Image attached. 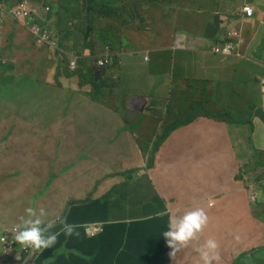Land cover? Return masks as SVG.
Instances as JSON below:
<instances>
[{
    "label": "crops",
    "instance_id": "1",
    "mask_svg": "<svg viewBox=\"0 0 264 264\" xmlns=\"http://www.w3.org/2000/svg\"><path fill=\"white\" fill-rule=\"evenodd\" d=\"M0 1L4 6L3 10H0V41L3 39L2 35L6 34V46L12 47L13 55H21L20 63L17 64H13L7 58H0V70L13 72L15 76L12 82V92L9 94L12 101L0 103V127L3 126L0 143L20 144L26 141L35 144L31 149V161L20 170L22 176L27 178L29 188L35 192H40L44 188L56 191L55 167L69 165L76 173L72 179L74 192L71 196L62 197L63 205H60V208L66 206L70 208L75 203L89 199L100 198L106 202L113 200L114 197L109 196L115 190L116 196L122 195L125 191L123 187L127 186V182L123 174L132 169L144 168L149 173L152 184L158 190V195L151 197L150 213L113 219V221L126 222L130 225L127 231L122 227L121 231L119 228L108 232L101 231L102 233L99 232L97 236L94 235L97 237L94 242L70 236L62 240L60 246L64 247L73 242L78 246V254L83 255L89 264H112V260L116 261V248L121 242V264H143L142 245L146 239L151 238V235L145 231L146 226L135 223L154 215L164 218H168L172 213L182 215L186 211L200 207L207 212V217L213 220L216 225L215 230L206 232L202 228L186 246L170 254L169 264H202L196 248L203 245L209 238L214 239L218 245L216 252L219 259L212 264H232V257L240 254L236 249L245 251L241 253H247L252 249L251 242L245 241V230L248 226L259 222L258 217L255 216L254 205L262 203L264 185L262 192H256L255 189L252 192L249 184L237 180L236 176L239 175L245 158L239 154L236 145L232 152L229 151L223 142L226 133L220 135L215 128L216 125L197 121L190 125H183L173 130L165 140H159L164 136L162 128L165 121H168L166 122L168 126L173 127L176 112L183 111L185 106L174 98L173 83L170 85L171 90L169 88L161 93L160 88H154L152 81L146 79L134 81L127 76V70H124L128 68L129 63H124L123 60V78L125 79L123 85L127 84L128 89L122 90L127 94L124 97L128 99L130 115L127 121L122 113L111 105L92 100L87 94L91 87H82L80 81L74 76L62 77L61 82L64 85L56 87L42 83L39 81L41 74L57 73L58 66H61V62L54 67L48 65L54 58L63 56L57 51L59 50L58 43L63 37L61 29L57 31L59 0H33L42 8V16L34 18L33 21L48 25L50 34L54 37L53 45L41 44L28 25L12 18L7 13L8 8L19 0ZM232 1L226 0L224 4H231ZM247 4L255 9V15L249 17L243 12L244 7L239 12L242 14L240 19L245 24L244 54L246 58L235 60L224 57L220 64L215 63L214 65L215 55H210V58L206 56L201 63L202 75L207 79L212 76L211 85L215 87L221 81L245 84L249 91L261 100L264 97V0H247ZM47 6H51L52 12H55L47 11ZM225 19L224 26L234 22L232 17H225ZM200 34H202L201 31ZM202 35V41L205 43L204 52H206L208 51L206 42H210L211 37ZM127 41L134 43L135 37L125 36L124 45H127ZM133 54L139 53L136 51L130 55ZM191 56L192 54L187 56L188 65ZM19 75H26L28 78L20 79ZM159 76L163 77V75ZM167 80L170 79L167 78ZM134 87L139 90L132 94L131 90ZM179 87H185V80H180ZM38 89H42L49 100L45 112L19 110L15 96L28 90L37 91ZM51 89L55 92L52 93ZM168 93L169 98L163 108L162 116L159 117L156 114L159 107L157 99H164ZM260 104L262 103H258V106ZM141 118L146 120L143 126H140ZM152 119H156L158 125L152 126ZM89 135H94L93 144L86 139ZM133 135L137 140L139 139V143L132 147L130 141ZM142 142H148V144H142ZM155 142H160L159 147L155 153L153 165L147 168V160L151 156L147 157V155L155 149H153ZM259 143L262 142L259 141ZM243 148L247 155L252 156L254 153L247 144ZM260 148L258 150L264 151L262 147ZM79 159L82 161L79 162ZM57 160L60 162L58 165ZM217 172L223 173L220 183L216 181L215 173ZM114 175L121 177L117 181L110 180L109 178ZM127 175L132 176L130 172H127ZM200 177L206 179L200 180ZM261 178L264 180V174ZM69 180L70 176L65 184ZM214 184L220 185V188ZM61 191V189L58 190L53 198L61 194ZM252 193L260 195L259 201L254 205L250 203L251 200L249 201ZM32 195L28 189H25L23 202L14 200H9V202L0 192V232L14 224L7 214L11 203L14 209H17L19 217L24 215V210L30 206ZM147 206L148 204H145V207ZM57 216L58 213L57 215L55 213L52 217L43 215L41 218L43 228L48 222L52 225L47 228L45 235L60 231V226L63 224L54 222ZM263 221L264 216L258 226L264 223ZM261 231L264 232L263 229ZM256 240L258 241L257 246L264 245V237ZM223 254L227 255L222 256ZM23 258L30 260L33 257L21 254L15 260L10 261L11 263L4 262L1 257L0 263L24 264L19 261ZM29 264H36L34 258ZM63 264H87V262L78 263L70 258ZM145 264L155 263L147 261Z\"/></svg>",
    "mask_w": 264,
    "mask_h": 264
},
{
    "label": "rangeland",
    "instance_id": "2",
    "mask_svg": "<svg viewBox=\"0 0 264 264\" xmlns=\"http://www.w3.org/2000/svg\"><path fill=\"white\" fill-rule=\"evenodd\" d=\"M130 1L132 0H119L116 2L117 6L114 4L119 14L123 12L124 15L131 20L129 26H127L124 18H104L98 21L100 24L98 32L95 31L92 35V43L96 49L94 55L106 54L107 52L110 55H116V57L121 61L123 60L124 63H129L128 68H124V70H127L126 74L128 77L134 81L138 79L152 81L154 88H160L161 93L167 91L169 88L171 90L170 85L172 83L176 84L174 94L175 96L179 95V98L183 99L185 108L181 112H176L174 117L175 125L173 127L168 126L166 124L168 121H165L162 128L164 136L159 138V140H165L173 130L183 125L193 124L197 121L212 126L216 125L215 128L220 135L226 133L223 142L229 151L232 152L236 145L239 154L245 158V163L241 165L238 174L240 175V173L243 172L244 169H242V167L244 165H248L251 169V172L243 176V180L241 181L245 180L244 182L251 186L252 192L254 189L256 192H262L264 180L261 177L264 170V153L259 154L257 158H253V156L247 155L243 146L245 144L249 145L253 152L255 149H261L260 147L264 149V97L260 100V97L252 94L245 84L241 85L237 82L234 84L231 83V81H221L218 83L217 87L211 85L208 95H205V93L208 92L206 91L208 89V80H213V77L210 76L209 79H207L202 75L201 63L205 60L206 56L210 58V55H215L213 64H220L224 58V54L214 53L211 49L204 52L205 43L202 41L203 35L200 34V31L196 28H198L197 22L206 15L210 8H214L217 5V0H158V2L154 4H151L153 1L149 2L148 0H133L136 7H138L136 15L133 13ZM63 2L67 6L72 3L70 10L71 16L77 12L78 0H63ZM224 2H226V0H218L216 9L220 10ZM7 13L10 14V9L7 10ZM19 21L26 23L28 19H20ZM58 30H60V28L57 26V31ZM179 30L183 31V35L174 42L176 33ZM33 31L38 35L39 27H33ZM103 34L109 37V43L104 44L101 41ZM6 36V34L2 35L3 39L0 41V58H7L12 61L13 64L20 63L21 55H13L12 47L6 46ZM125 36L128 38L135 37V42L127 41V45L121 44L122 37L124 39ZM62 39L63 45L66 48L63 49V51L71 54V61L77 59L82 62L83 59L88 58L81 54V52H83V47H77L73 37L65 39L62 37L61 40ZM182 47L188 49L192 48L194 50L190 51L192 53L190 64L188 65V61L181 62V69L177 72L173 69L177 58V52H175L174 49ZM136 51H138L139 54L130 55ZM1 54L5 55L2 56ZM185 55L190 56L191 54ZM243 57H246V55L243 54ZM129 59L130 61H128ZM60 62L61 57H57L51 60L48 65L49 67H54ZM216 67L219 68L218 65H216ZM220 70L222 69L220 68ZM57 73L41 74L39 81L54 87L57 85H64V83L61 82L63 76L60 77L59 82L57 81ZM116 75L119 76L120 73L115 72L114 77ZM159 75H163V77ZM14 77L13 72L0 70V103L12 101L9 94L12 92ZM18 78L26 79L28 76L19 75ZM167 78L170 80H167ZM124 80L125 79L121 77V80L118 81V87L115 88V92L119 96L118 99L124 98L126 95L125 92H122V89H128L127 84L123 85ZM180 80H186L189 84L194 86H187L185 82V87L187 89L183 91L179 87ZM138 90L137 87H134L131 93H137ZM51 92L53 93L55 90L51 89ZM169 93L165 95L164 99H157L159 107L156 114L159 117L163 114V108L167 98H169ZM207 98L208 101L206 103L215 99L218 102L211 104L208 111L200 108L202 107V105H200L198 106L199 109L193 113V106L200 102L201 99ZM15 99L18 103L19 110H34L39 113L45 112L49 103L42 89H38L37 91L28 90L27 92L19 93L15 96ZM260 102L262 104L258 106ZM145 123L146 120L141 118L140 126H143ZM155 125H158V123L156 119H152V126ZM2 129L3 126L0 127V139L3 136ZM93 137L94 135H89L86 139L90 140L93 144ZM250 137L252 139L251 141ZM153 140H155V138ZM259 141L262 143H259ZM130 142H132L133 147L138 145L139 139L137 140L133 135ZM143 143L148 144V142H142V144ZM159 143L160 142H155L153 144V149L156 148ZM34 145L33 142L29 143L26 141L20 144L15 142H9L7 144L0 143V192L5 195L4 198L7 201L14 200L16 202H23L25 200V189H28V192L30 191V193L33 194L32 199H30L29 207L34 209L35 215L40 216V210L43 209V215L45 216L52 217L55 213L56 215L58 213L54 222L59 219L60 221H64L70 208L69 206L60 208L59 206L63 205L61 201L62 197L73 195L72 179L76 173L74 168L69 165L55 167L54 179L56 191L50 188L46 190L44 188L40 192L31 190L27 178L22 176L20 170L25 168L31 161V149ZM148 156L149 154L147 157ZM78 161L81 162L82 159ZM59 163V160H57V165ZM122 172H124V170H122ZM127 172H130L132 176H128ZM127 172L123 174L127 182V186L123 187L125 190L123 194L116 196L115 190L113 194L109 196L114 198L107 202L106 213L100 219L89 222L88 225L100 226L102 230L104 227L105 230L107 224L104 221L105 219L110 222H121L113 221V219L121 216L145 215L150 213L151 209L149 204L151 197L157 196L158 190L156 186L152 184L149 173L144 168L140 170L132 169ZM206 173L209 176L207 170ZM258 174L261 176H257ZM215 175L216 181L220 183L223 179V173L217 172ZM69 176L70 180L65 184ZM120 177L121 176L114 175L109 179L117 181ZM205 179V177H200V180ZM261 181H263V183ZM214 185L220 188V185ZM60 189L62 190L61 194L53 198ZM42 192L44 193L41 196ZM259 193L254 195H259ZM262 196L264 197V195ZM218 200L221 201L220 199ZM250 203L252 204V201H250ZM145 204H148V206L145 207ZM254 212L255 216L258 217V223H260L264 216V198L261 204L254 205ZM205 213L207 214L206 211ZM7 214L10 216V220L14 221V224L18 221L17 209H14L12 203L11 207L7 209ZM43 215L40 218H42ZM96 222H102L104 225ZM258 223L248 226L245 230V241L247 243L251 242L252 249L248 250L247 253H241L245 251L236 249L240 254L232 257V264H264V245L257 246L258 241L256 240L257 238L264 237V232L261 231V229L264 230V223H261L260 226H258ZM215 226L213 220L208 218L207 224L202 226V228H204L206 232H213ZM104 230L102 232H105ZM98 232L99 231L95 234ZM1 233L2 232H0V234ZM96 236H93V238H97ZM116 249L119 251H116V261L112 260V264H121V259H118L119 255H121V242ZM226 255L227 254H223L222 256ZM36 256V253H34V257ZM144 257L146 256L144 255ZM32 259L23 258L19 261L24 264H29ZM41 264L49 263L42 262Z\"/></svg>",
    "mask_w": 264,
    "mask_h": 264
},
{
    "label": "trees",
    "instance_id": "3",
    "mask_svg": "<svg viewBox=\"0 0 264 264\" xmlns=\"http://www.w3.org/2000/svg\"><path fill=\"white\" fill-rule=\"evenodd\" d=\"M32 3H35L33 0H29ZM78 10L76 13L70 14L71 10V4L66 5L64 4L63 0H59L58 3V23L57 26L61 29L63 33V38H72L75 39V44L77 47H83V53L85 54L86 47H90L91 54L87 55V59H83L82 62H80V68L77 70V72H72L70 69L71 62L69 60V57L71 54L68 52H64L62 49H66L63 45V39L59 41L58 43V52L62 53L61 57V66H58L57 69V81H60L61 76H71L77 75L80 78V82L82 85L90 84L91 90L88 92L90 97L99 103H106L118 110H124V103L123 99H118V94L115 92V88L118 87V81L121 80V69L122 64L120 63L119 59L114 56L113 62L107 66L105 69L100 68L96 64V59L94 55V51L96 50L93 43H92V35L93 32H98V27L100 24L98 23L99 20H102L104 18H113V19H120L124 18V21L127 23V26L131 24V20L122 14H119L117 12V9L114 4L118 2L119 0H78ZM127 1V0H126ZM149 2L153 1L158 2V0H148ZM130 4L133 9L134 15L137 14V8L134 1H130ZM67 6V7H66ZM117 6V4H116ZM66 7V8H65ZM49 8V9H48ZM65 8V9H64ZM64 9V10H63ZM47 11L52 12L51 6H47ZM55 12V11H53ZM52 12V13H53ZM49 18V16H48ZM78 18H82L79 20ZM45 24V23H44ZM198 30L201 31L204 35H210L215 41L220 37H217L214 22L212 19H209L208 16H204L202 19H200L197 22ZM182 30V29H180ZM178 31L176 33V37L174 38V42L180 38L183 35V31ZM91 33V34H90ZM91 38V39H90ZM90 40V43H89ZM101 41L105 43H109L110 39L106 34H103V37L101 38ZM121 44H124L123 37ZM211 44H215L213 42H206V46L208 50L211 49ZM120 45V44H118ZM175 52H177L176 56V62L174 64V71H179L181 69V62L187 61V55L185 54H192L190 51H187L185 48H177L174 49ZM57 52V54H58ZM119 72V76L114 77V73ZM123 73V71H122ZM187 86H190L192 84H189L188 81H186ZM211 82L208 81V89L205 93V95H208L210 88H211ZM174 86V98L183 104V99L179 98L178 96H175V88L176 84ZM194 86V85H192ZM183 91H185L186 87H180ZM191 89V88H188ZM193 90V89H192ZM118 101V102H117ZM207 99H201L200 102H198L195 106H193V113L197 111L198 106L202 105L204 110L208 111L211 104H214V102H218L216 99L212 100L208 103ZM117 103V104H116ZM264 120V116H263ZM251 122V121H250ZM250 137V141H251ZM158 146L153 150L149 152V159L148 166H152L154 163V154L157 150ZM264 151H260L258 149L254 150V153L252 154L253 158H257L259 154H263ZM248 165H244L242 167L243 172L240 173V175L236 176L237 180H243V176L249 174L251 172V169L248 167ZM264 174V172H263ZM245 181V180H244ZM107 211V202L103 199L97 198V199H89L85 200L83 202H78L73 204L68 213L65 217L64 221H60V224H63V226H60L59 234L56 237V242L48 248H44L41 253H39L36 258L35 262L36 264H41L42 262H48L49 264H63L65 261L75 260L78 263L80 261H85L87 264H89L88 260L81 255L78 254L77 248L78 246L74 244L73 242H70L66 246L62 247L61 241L66 239L67 237H77L82 240H90L91 242L97 240V238L88 237V235L85 232L84 225L87 224V222L96 221L100 219ZM107 224L105 226V230L103 227V230L105 232L116 230L119 228L121 231V227L127 231L129 226L126 222H110L107 219L104 220ZM166 221V222H165ZM86 222V223H85ZM167 223L168 218H164L163 216H152L150 218H147L143 221H138L135 224L146 226L147 229H145L146 232L150 233L151 238H148L144 241L142 248L143 253L146 257L143 255V260L145 264L147 261L155 264H169V253H170V247L166 244V239H170L167 237H164L162 235V232L167 230ZM74 225L73 228V234L71 235H65L63 228L67 225ZM104 225V223H103ZM9 228H12V226H9ZM48 235V233L46 234ZM65 250L62 252V250ZM118 252L119 250L116 249ZM163 256V257H162ZM62 259H64L62 261ZM119 260L121 259V255H119Z\"/></svg>",
    "mask_w": 264,
    "mask_h": 264
},
{
    "label": "clouds",
    "instance_id": "4",
    "mask_svg": "<svg viewBox=\"0 0 264 264\" xmlns=\"http://www.w3.org/2000/svg\"><path fill=\"white\" fill-rule=\"evenodd\" d=\"M20 1H23V0H19L17 1V3ZM32 4H34L35 7H39V5L36 3H32ZM246 4H247V0H242V1L233 0L231 4H223L221 9L217 10L216 9V6L218 5V0H217V5L214 8H210L208 10V12L206 13V16H208L209 19L213 20L217 37L218 36L220 37V40L218 38L215 41L210 36L211 37L210 42L215 43L213 45L211 44L212 52L218 53V54H224L225 58H231L235 60L246 58V57H243L244 44L246 41L245 24H244V21L240 19V17H242V14L239 12L244 7L242 10L249 17H253L255 15V9L250 4H247V5ZM3 7H4L3 2L0 1V10L1 9L3 10ZM12 7L8 8V10L10 9V14H11ZM38 9H39L38 13H35L31 16H28L22 19H28V22H26L25 24L28 25L32 30H33V27L35 26L39 27V34L37 35V37L41 44L53 45L54 42L52 41V39H54V37L50 34L48 25L33 21L34 18L38 16H42V8L39 7ZM11 16L12 18L18 21L20 20V19L15 18L12 14ZM225 17L226 18L232 17L234 19V22L229 25L224 26L226 22ZM78 19L81 20L82 18H78ZM44 34L48 35L46 39H44ZM86 48L88 49L85 50V54L83 53L84 56L91 54L90 47H86ZM182 48H186V47H182ZM114 56L115 55H110L108 52L106 54H100V55L96 54L95 55L96 64L100 68L104 69L113 62ZM71 58L72 56L70 55V58H69L70 61H71ZM119 61L122 64V61L120 59ZM80 62L78 63L77 59L72 60L71 65H70V68H71L70 70L72 72H77V70H79L80 68ZM122 71H123V67L121 69V75L123 78ZM72 76H74L80 81L79 76L77 77V75H73V73L71 74V76H67V77H72ZM80 85L82 87H91L90 84L82 85L81 82H80ZM90 90L91 89H89V91ZM122 92L124 91L122 90ZM263 92H264V89H263ZM122 99L124 103V110L123 111L118 110L116 109V107L115 109L118 112L122 113V116H124L127 121L128 120L127 118L130 117L129 109H128V99L126 97ZM154 159H155V154H154ZM148 167L149 166H148V161H147V168ZM250 200L252 201L253 204H256L259 201V195L255 196L252 193ZM24 212L25 214L19 216L18 222H16L12 226L11 240L16 242V244L20 245L21 247H29L33 250L38 251L36 252V255H38L39 253H41V251H43L44 248L51 247L56 242V237L59 233L54 232L52 234L45 235V233L47 232V228H50L52 226L51 222H48L45 228L39 227V225L42 226L41 223L43 222L40 218L43 215V209L40 210V216L35 215L34 209L32 207L26 208ZM207 221H208L207 214L200 207H195V210L186 211L182 215H176L175 213L169 214L167 230L162 232V235L164 237L170 238V239H166V244L170 247L169 254H174L179 248L186 246L188 242L191 239H194L196 237V234L201 231L202 226L207 224ZM56 222L59 223L60 219ZM96 223H102V222H96ZM86 226H88V222L87 224L84 225L85 232H86ZM7 228L8 227L4 228L1 232L6 230ZM73 228H74V225L72 224L65 226L63 228L65 235L67 236V235L73 234ZM1 234H0V244H4L7 237ZM86 234L89 236L96 235V234L91 235L87 232ZM176 242H179V243L176 244ZM217 247H218L217 242L214 239L209 238L204 242L203 245H200L199 247L196 248V251L199 253V258L202 261V264H212V262L217 261L219 259L218 253L216 252ZM3 251L4 249H0V252H3ZM27 256H32L34 258V263H35L36 257H34V254L27 255ZM169 261H170V255H169Z\"/></svg>",
    "mask_w": 264,
    "mask_h": 264
},
{
    "label": "built area",
    "instance_id": "5",
    "mask_svg": "<svg viewBox=\"0 0 264 264\" xmlns=\"http://www.w3.org/2000/svg\"><path fill=\"white\" fill-rule=\"evenodd\" d=\"M39 7H35L32 2L29 0H23L15 4L11 9V14L17 18L22 19L28 16H31L35 13L39 12ZM49 9V8H48ZM48 37L47 34H44V39ZM40 228H43L41 225H39ZM102 230L100 226L96 225H88L86 226V232L94 235L97 231ZM12 228H7L2 232L1 235L7 237L4 244H0V249H4L3 252H0V256L2 257L4 262H10L12 260H15L19 255L25 254V255H33L34 253L38 252L36 250H33L29 247H21L20 245L16 244V242L11 240V234Z\"/></svg>",
    "mask_w": 264,
    "mask_h": 264
}]
</instances>
